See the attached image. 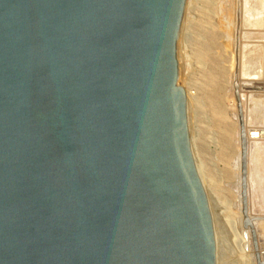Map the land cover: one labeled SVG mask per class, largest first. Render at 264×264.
Here are the masks:
<instances>
[{
  "label": "water",
  "instance_id": "water-1",
  "mask_svg": "<svg viewBox=\"0 0 264 264\" xmlns=\"http://www.w3.org/2000/svg\"><path fill=\"white\" fill-rule=\"evenodd\" d=\"M184 5L0 0V264H216Z\"/></svg>",
  "mask_w": 264,
  "mask_h": 264
},
{
  "label": "rangeland",
  "instance_id": "rangeland-1",
  "mask_svg": "<svg viewBox=\"0 0 264 264\" xmlns=\"http://www.w3.org/2000/svg\"><path fill=\"white\" fill-rule=\"evenodd\" d=\"M248 1L185 0L176 40L177 83L187 97L189 138L211 211L216 264H264V63L247 74L239 66L245 47L264 51V0H255L261 9ZM248 8L260 15L251 17ZM252 130L263 133L255 137ZM257 144L260 169L252 163Z\"/></svg>",
  "mask_w": 264,
  "mask_h": 264
},
{
  "label": "bare ground",
  "instance_id": "bare-ground-1",
  "mask_svg": "<svg viewBox=\"0 0 264 264\" xmlns=\"http://www.w3.org/2000/svg\"><path fill=\"white\" fill-rule=\"evenodd\" d=\"M252 1V2H251ZM251 1H248V2H250V5L252 6V7H254L255 5L256 6H258L257 5V3H256V1L255 0H251ZM247 4H249V3H247ZM259 4H261V2L259 1ZM262 5V4H261ZM261 5H260V7L258 6L257 8L258 9H261ZM249 6V5H248ZM246 7V6H245ZM245 7H244V9H245ZM263 7V6H262ZM255 8V7H254ZM230 9V8H229ZM244 9H242V10H244ZM249 10V12H251V9L250 8H248ZM258 9L257 10H254L253 8H252V12L253 11H257L258 12ZM226 10H228V8L226 7ZM247 11V10H246ZM261 11V10H260ZM228 12V11H227ZM229 12H230V10H229ZM249 12H247L249 15L251 14V17H252V12L251 13H249ZM256 12V13H257ZM254 13V12H253ZM256 13H254V15L256 14ZM259 14V13H258ZM258 14H256V15H258ZM228 15H230V14H227V16ZM244 15V14H243ZM260 15V14H259ZM226 16V18L228 19L229 17H227ZM251 17H249V18H251ZM255 17V16H254ZM226 19V20H227ZM245 19V18H244ZM241 20V19H240ZM252 20V19H251ZM245 21H248V19L246 20L245 19ZM245 21H242V22H244V23H247V22H245ZM228 22V21H227ZM243 23V24H244ZM250 24V23H249ZM251 25V24H250ZM248 26V25H247ZM244 27H245V25H244ZM256 27V26H255ZM247 29V28H246ZM229 30H230V28H229ZM250 37V36H249ZM248 37V38H249ZM246 38V37H245ZM263 39V38H262ZM246 46V45H245ZM256 46V45H255ZM259 46V45H258ZM264 46V45H263ZM252 48H250V49H248V50H245V48H244V52L242 53V52H240L241 54V57H240V60H239V58H238V60H239V66H240V69H241V71L243 72V73H245V74H247V72L249 73V71H251V70H254L255 71V68H253L252 66L253 65H256L257 63L259 64V65H261L262 63H264V59H263V62H261L262 60H261V55H262V58H263V54H264V51H263V53H261L262 51L261 50H259V48L257 47V48H254L253 46H251ZM261 47V46H260ZM264 48V47H263ZM262 48V49H263ZM259 61H260V63H259ZM263 65V64H262ZM261 65V66H262ZM251 68H253V69H251ZM257 69V68H256ZM239 70V69H238ZM259 70H260V68H259ZM261 71V70H260ZM262 71H263V68H262ZM259 72V71H258ZM257 74V73H256ZM258 104V103H257ZM259 105V104H258ZM260 106V105H259ZM260 109V108H259ZM262 111V110H261ZM259 114H262V112L260 113H255V115L257 116V118L258 117H260V115ZM253 116H254V114H253ZM253 131V130H252ZM259 131V130H258ZM263 133V132H262ZM262 133H261V131L260 132H256V131H253L252 133H251V135L252 136H255V135H262ZM264 135V134H263ZM256 137V136H255ZM256 139V138H255ZM254 146V145H253ZM255 147V152H256V160H254L252 163H254L255 165V167L257 168V169H260L261 167V157H259L257 154L259 153V151H260V149L262 148V145H259V144H257L256 146H254ZM254 156V155H253ZM254 156V157H255ZM251 157H252V155H251ZM254 159V158H253ZM251 160H252V158H251ZM253 166V167H254ZM255 168V169H256ZM256 169V170H257ZM198 170H199V168H198ZM261 172V171H260ZM199 173V172H198ZM260 175V174H259ZM263 175V174H262ZM200 176V175H199ZM261 176V175H260ZM201 178V177H200ZM262 178V177H261ZM201 181H202V179H201ZM259 181V180H258ZM203 183V182H202ZM262 189V188H261ZM261 198V197H260ZM214 234H215V232H214ZM215 255H216V243H215Z\"/></svg>",
  "mask_w": 264,
  "mask_h": 264
}]
</instances>
